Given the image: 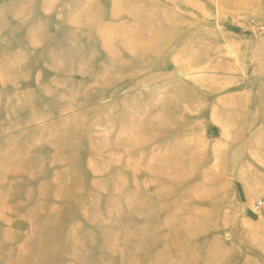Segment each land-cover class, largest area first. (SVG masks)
<instances>
[{"label":"rangeland","instance_id":"obj_1","mask_svg":"<svg viewBox=\"0 0 264 264\" xmlns=\"http://www.w3.org/2000/svg\"><path fill=\"white\" fill-rule=\"evenodd\" d=\"M0 264H264V0H0Z\"/></svg>","mask_w":264,"mask_h":264}]
</instances>
